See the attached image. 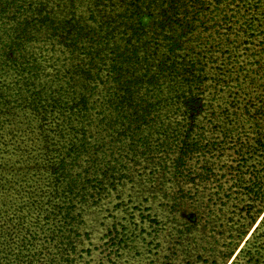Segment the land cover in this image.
<instances>
[{
  "label": "trees",
  "instance_id": "16d2710c",
  "mask_svg": "<svg viewBox=\"0 0 264 264\" xmlns=\"http://www.w3.org/2000/svg\"><path fill=\"white\" fill-rule=\"evenodd\" d=\"M257 34L264 0H0V264H78L110 194L94 182L129 178L138 198L191 132L233 136L249 122L240 165L250 151L264 163V93L221 71L235 36ZM246 170L248 214L264 173Z\"/></svg>",
  "mask_w": 264,
  "mask_h": 264
},
{
  "label": "rangeland",
  "instance_id": "374dc122",
  "mask_svg": "<svg viewBox=\"0 0 264 264\" xmlns=\"http://www.w3.org/2000/svg\"><path fill=\"white\" fill-rule=\"evenodd\" d=\"M234 39L230 45L236 53L221 62L224 80L243 78L242 90L255 88L261 95L264 37ZM246 100L236 106L242 108ZM249 125L245 122L243 133L227 137L220 130L201 137L189 133L192 147L186 153L176 151L181 157L177 165L166 162L162 181L152 189L147 182L138 198L129 178L119 184H108L105 178L94 182L108 187L110 194L95 209V226L76 242L78 264H264V196L261 204L252 203L248 214L244 204L251 183L246 168L256 164L262 175L264 163L250 151L241 166L236 153V146L257 135ZM258 126L257 132L264 134V121ZM149 164L136 169L142 179L152 176Z\"/></svg>",
  "mask_w": 264,
  "mask_h": 264
}]
</instances>
